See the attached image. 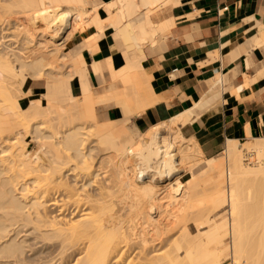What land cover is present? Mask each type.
Here are the masks:
<instances>
[{
  "label": "bare ground",
  "instance_id": "6f19581e",
  "mask_svg": "<svg viewBox=\"0 0 264 264\" xmlns=\"http://www.w3.org/2000/svg\"><path fill=\"white\" fill-rule=\"evenodd\" d=\"M149 1L107 0L103 9L90 10L93 0H0V26L10 33V43L0 48V264H220L226 252L230 264H264V139L227 140L225 164L216 157L201 162L200 146L178 131L198 116L199 104L136 141L125 133V123L158 101L142 71L143 48L165 30L151 14L176 0ZM79 18L87 26L82 32H96L72 45ZM108 36L121 64L107 54L88 68L86 53H98V41ZM104 73L121 90L94 94L89 76L103 83ZM26 76L46 84L41 101L24 108L17 94ZM222 79L215 78L212 87ZM110 102L122 120L95 122L94 105ZM22 131L31 135L34 149L23 144ZM250 153L257 158L252 166L243 160ZM98 155L96 172L106 174L99 179L91 161ZM131 162L132 175L126 173ZM174 163L173 175L190 176L182 182L175 177L170 205L180 195L195 201L207 174L215 167L221 172L206 190L209 210L196 217L198 229L205 230L193 235L183 229L176 241L168 237L176 227L171 218L180 223L190 214L166 209L154 178ZM225 207L228 216L216 221Z\"/></svg>",
  "mask_w": 264,
  "mask_h": 264
},
{
  "label": "crops",
  "instance_id": "0c3cea01",
  "mask_svg": "<svg viewBox=\"0 0 264 264\" xmlns=\"http://www.w3.org/2000/svg\"><path fill=\"white\" fill-rule=\"evenodd\" d=\"M173 2L155 23L165 30L143 48L142 71L158 101L134 117L132 126L140 132L199 104L198 116L180 129L198 143L204 157L217 156L227 140L264 139V42H260L264 39V0ZM253 39L258 43H252ZM98 45L94 56L86 53L88 68L91 61L114 54L110 36ZM105 76L109 77L106 93L117 91L109 74ZM218 77L225 81L213 88ZM103 105L119 111L114 102Z\"/></svg>",
  "mask_w": 264,
  "mask_h": 264
},
{
  "label": "rangeland",
  "instance_id": "374dc122",
  "mask_svg": "<svg viewBox=\"0 0 264 264\" xmlns=\"http://www.w3.org/2000/svg\"><path fill=\"white\" fill-rule=\"evenodd\" d=\"M103 0H93V3L91 4V6H93V7H89V9L91 10L92 8L95 10H100V9H103L104 7H105V5H104V3H101ZM152 1V2H151ZM150 2V4H154L153 2H158V0H150L149 1ZM155 3V4H156ZM150 4L149 5H147V6H150ZM170 4H172L171 2H169V3H166V4H164V5H162L161 7L159 6L157 9H156V11L153 13V14H151V21L153 22V23H156L157 22V20H158V16L164 11V10H166V8L168 7V5H170ZM149 8V7H148ZM16 28L14 29V33H15V40H17V43H19L21 40H22V36L20 35V31H21V29H22V27H23V20L21 19V18H19V19H17L16 21ZM76 23H75V30H74V34L71 36V38H70V41H71V43H72V45L73 44H76L80 39H83V38H85V37H87V35L88 34H92V33H95L96 32V30H95V28H90L88 31H86V32H82V30L84 29V28H86L87 26L86 25H83V18H79V19H76V21H75ZM3 26H4V24H2ZM12 30V29H11ZM162 32V31H161ZM81 33V34H80ZM10 33L8 32L7 33V31L6 30H2L1 29V26H0V48L3 46V45H7V44H9L10 42H9V40H10V37H6V36H8ZM77 35V36H76ZM4 37V38H3ZM156 37V36H155ZM73 40V41H72ZM15 46V45H14ZM113 51V50H112ZM114 52V54H116V56L118 57V54L116 53V51H113ZM85 57H86V55H85ZM121 64V61L120 60H117V63H116V65L118 66V65H120ZM63 71H65V69L63 68V70H62V72ZM58 72H61L60 71V69L58 70ZM27 78H26V80H25V83H23L22 84V88H21V91H20V94H19V92H18V94L17 95H19L18 96V101L20 102V105L22 106V107H26L28 104H29V102H31V104H36V103H38V102H40L41 101V99H42V95H43V93L45 92V84H46V80L45 79H34V78H31L30 76H26ZM89 79H90V83H91V85H92V92L94 93V94H96V95H102V94H105L106 93V86L109 84V77L108 76H105V78H104V82L103 83H100L99 82V80L98 79H96L95 77H93V76H89ZM225 80H223V82H224ZM217 86V85H216ZM219 86V85H218ZM116 87H117V90H121V88H122V84L120 83V82H118L117 81V83H116ZM77 90V91H76ZM73 92H74V94L75 95H80V91H79V89L74 85V87H73ZM94 109H95V111H96V113H97V116H96V119H95V122H98L99 124H108V125H111V124H115V123H117V122H119L120 120H122V113L120 112V111H117V109L115 108V107H107L106 105H103V104H95L94 105ZM8 110H4V114H7L6 112H7ZM121 114V116L119 117V113ZM109 114V115H108ZM9 117H11V116H9ZM134 117H136V116H133L131 119H130V121L129 122H127V123H125L124 124V129H125V133L129 136V137H131V138H133L135 141L137 140V139H140L141 138V134L143 133V132H145L146 130H148V129H141L142 131H140V132H138L133 126H132V124H131V121L133 120V118ZM15 118V117H14ZM13 118V119H14ZM109 118H114V119H117L116 121H106L107 119H109ZM10 119H12V118H10ZM41 121H43V120H41ZM192 121V120H191ZM190 121V122H191ZM166 122H168V121H166ZM50 123V122H49ZM45 124V123H44ZM46 124H48V123H46ZM52 124V123H51ZM98 124V125H99ZM163 125L164 124V122L163 123H153V125H151L150 127H149V129L152 127V126H155V125ZM45 126H47V125H45ZM48 126H50V125H48ZM88 126V125H87ZM87 126H84V127H87ZM94 127V126H93ZM92 127V129L94 130V128L96 127H94L93 128ZM45 128H50V127H45ZM92 129H89V134H91V132H92ZM98 129V128H97ZM49 130V129H48ZM86 130V129H85ZM84 130V131H85ZM86 131H88V127H87V130ZM85 131V132H86ZM180 133H181V129H179L178 130ZM94 132V131H93ZM162 134L164 133V131L162 132V131H160ZM23 137H22V136ZM21 135H19V136H21L22 137V141L24 142L23 144L25 145V144H30L31 145V147L34 149L35 147V142L31 139L32 137H31V135L29 136L28 134H26L25 135V131H22L21 132ZM181 135H182V133H181ZM122 136H123V134H122ZM185 139H187L186 140V142H188V140H189V138H186L184 135H182ZM92 138H94L93 136H91ZM123 138V137H122ZM93 139H90V138H88V142H86V143H88L89 144V146H94L95 145V141L93 140ZM195 141V140H194ZM92 142V143H91ZM87 144V145H88ZM198 144V143H197ZM239 144H244V142L243 141H241V142H239ZM96 146V145H95ZM103 149H104V147H103ZM99 151V150H98ZM101 151V150H100ZM99 151V152H100ZM96 152V151H95ZM103 153L105 152V154H106V151H102ZM101 152V153H102ZM98 153V152H97ZM97 153H96V155H97ZM100 155V154H99ZM99 155L98 156H94L93 157V159L91 160L92 161V171L93 172H95V174H97L98 176V179L99 178H101L102 176H106V174H102V171L100 170V172H96V170L98 169L97 168V158L99 157ZM216 158H217V161H222L221 163H223V164H225V162H226V158H225V154H224V149L223 150H221V152L217 155V156H215ZM219 157V158H218ZM200 160H201V162H203L204 161V159H206V157H204L203 156V153L198 157ZM251 160H250V159ZM210 159H211V161L212 162H216V159L214 158L213 159V157H210ZM256 159L257 158H255V154L253 153H250V154H247V155H245V157L243 158V160H244V163L246 164V165H248V166H252L254 163H256L255 161H256ZM134 162H131V168H129L130 166V164H128V168L130 169H128L129 170V172L128 171H126V173L127 174H130V175H132V173H133V169H132V166H134V164H133ZM170 167V168H169ZM168 168L169 169H167V173H163L162 175H154V178H155V181H156V184L158 185L157 187H158V197L161 199V200H163L166 204H165V207H166V209H171V210H173V209H177L179 212H177L176 214L177 215H179L181 212H183V210H188V214H190L187 218H182L183 220L180 222L179 220H181V219H179L178 221L180 222V223H177L176 222V218H171V221H170V225H171V227L172 226H176V227H174L173 229H175V230H173L172 228V230H171V232L168 234L169 236L168 237H170L171 236V238L173 237V240L174 241H176L177 240V238L179 237V235H181L182 234V230L183 229H186L190 234H193V235H195V234H200V232L203 230V228L205 227H202L201 228V231L198 229V226L196 225V220H197V216L199 215V214H203V212H206V211H208L209 209H208V207H207V205H206V202H207V194H208V192H206V190L208 191V187L211 185V184H213L214 182H216L217 180H218V178H219V176H220V173L221 172H219V170L215 167V169H213L210 173H208L207 174V176H206V179L205 180H207V182L206 183H204L202 186H200L201 188H202V190H203V192L201 191V188H200V191L199 192H201V193H199L198 195H197V197H196V200L195 201H191L190 202V200H189V197L187 196V195H180L179 197H180V199H178V203H176L175 205H170L169 204V199H170V194H172V193H176V191H177V186L175 185V177L176 176H178V175H173V174H175V172L177 171V168H178V165H177V163H174V164H172V165H170ZM130 172H132V173H130ZM171 172V173H170ZM129 175V176H130ZM172 175V176H171ZM189 174H180L177 178L179 179V181H187V179L189 178V176H188ZM169 176V177H168ZM152 181H154V180H152ZM204 186V187H203ZM199 189V188H198ZM225 210L226 211H223L220 215H217L216 216V221H223L224 220V218L225 217H227L228 216V211H227V207H225ZM187 214V215H188ZM205 214V213H204ZM191 215H192V217H191ZM176 219V220H175ZM186 221H185V220ZM188 219V220H187ZM170 220V219H169ZM167 223H168V221H167ZM169 224V223H168ZM174 224V225H173ZM183 224V225H182ZM183 226V227H182ZM206 228V227H205ZM181 229V230H180ZM197 230V231H196ZM205 230V229H204ZM203 230V231H204ZM197 232V233H196ZM199 232V233H198ZM170 238V239H171ZM176 240H175V239ZM179 239V238H178ZM225 241H229V239H225ZM221 263L220 264H230V259H229V257H228V252H226L225 254H224V256H223V258H222V260L220 261Z\"/></svg>",
  "mask_w": 264,
  "mask_h": 264
}]
</instances>
